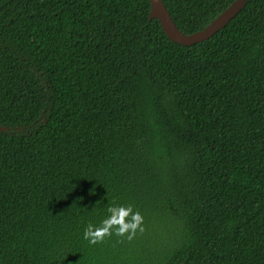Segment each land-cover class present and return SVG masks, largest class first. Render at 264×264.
I'll return each mask as SVG.
<instances>
[{
    "label": "trees",
    "instance_id": "1",
    "mask_svg": "<svg viewBox=\"0 0 264 264\" xmlns=\"http://www.w3.org/2000/svg\"><path fill=\"white\" fill-rule=\"evenodd\" d=\"M150 11L0 0V264H264V0L191 45ZM109 208L141 220L90 244Z\"/></svg>",
    "mask_w": 264,
    "mask_h": 264
},
{
    "label": "water",
    "instance_id": "2",
    "mask_svg": "<svg viewBox=\"0 0 264 264\" xmlns=\"http://www.w3.org/2000/svg\"><path fill=\"white\" fill-rule=\"evenodd\" d=\"M245 3L246 0L234 1L205 28L192 34H186L176 26L163 0H151L150 18L159 19L163 29L173 41L191 45L212 37L242 10Z\"/></svg>",
    "mask_w": 264,
    "mask_h": 264
},
{
    "label": "clouds",
    "instance_id": "3",
    "mask_svg": "<svg viewBox=\"0 0 264 264\" xmlns=\"http://www.w3.org/2000/svg\"><path fill=\"white\" fill-rule=\"evenodd\" d=\"M108 211L111 213V216L103 221L102 227L94 228L92 225H89L84 230L83 238L90 244H95L105 235L110 234L114 226H117L116 234L123 235L129 229H135L141 220V217L136 214L132 216V221L134 222H126L125 218L129 216L131 208H109Z\"/></svg>",
    "mask_w": 264,
    "mask_h": 264
}]
</instances>
